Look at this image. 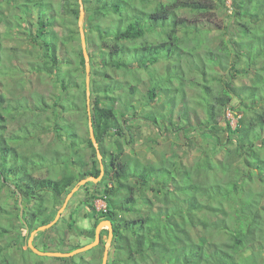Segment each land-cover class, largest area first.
Wrapping results in <instances>:
<instances>
[{"label": "trees", "instance_id": "16d2710c", "mask_svg": "<svg viewBox=\"0 0 264 264\" xmlns=\"http://www.w3.org/2000/svg\"><path fill=\"white\" fill-rule=\"evenodd\" d=\"M231 2L213 51L198 36L216 31L202 23L225 0H82L104 174L80 187L87 198L69 221L64 213L35 236L38 249L83 247L69 238L85 205L94 240L101 221L112 222L108 264H264V0ZM80 15V0H0V264H103L108 229L75 257L28 248L80 181L102 174ZM251 76L258 83L239 84ZM141 122L161 137L198 133L194 164L176 155L146 163L127 152Z\"/></svg>", "mask_w": 264, "mask_h": 264}, {"label": "rangeland", "instance_id": "374dc122", "mask_svg": "<svg viewBox=\"0 0 264 264\" xmlns=\"http://www.w3.org/2000/svg\"><path fill=\"white\" fill-rule=\"evenodd\" d=\"M226 4L224 8H222L220 11H217L214 16L211 17L210 21L208 23H202L204 27H211L214 28L216 31H213L209 36L200 35L199 38L205 39L204 41L208 42V38L211 40L209 42L210 47L213 49V51H217V46L220 44L219 38H214L215 36L221 35L222 32L228 31L229 23L231 22V14L233 12V9L231 7L232 2L231 0H225ZM85 19V17H84ZM84 27V22H83ZM221 28V29H219ZM85 32V30H84ZM184 36V35H183ZM184 40L188 41V35H185ZM189 46H191L193 41L190 39L188 41ZM257 77H247V78H239L238 82L241 85H255L258 83L259 79L256 81ZM34 88L38 90L39 84L34 81ZM147 89L143 88L139 92V94L136 95L135 100L139 104L143 102L144 100V94L146 93ZM164 101L160 100L157 105L155 112L161 113L165 111V105L163 104ZM174 103V101H173ZM177 114V113H176ZM227 118L231 120L232 125L236 127L237 119L231 114L228 113ZM133 131H134V145H132L131 148L127 147V152H131L132 149H134L135 154L143 161V162H159L160 159H162L163 155L168 156H177L180 158L184 164L186 165H193L196 158V150L193 148L194 146H190L191 140L195 141L198 145L201 144V138L198 133L195 131L190 132L188 135H186L184 132L174 136L173 134H167L165 137H161L157 134V132L154 130V128L149 127L148 125H145L144 123H135L133 125ZM227 134L224 133L222 135L223 138L226 139ZM191 139V140H190ZM50 141V138L47 139V143ZM194 145V144H193ZM236 179V176H234L233 180ZM86 193L79 192L76 193L73 196V200L71 199L68 207L65 210V219L67 221L70 220V213L75 210L77 207L81 206V202L83 200H86ZM101 201V200H100ZM100 201H96L97 205H100ZM104 201V200H103ZM247 207H249L247 205ZM251 207V206H250ZM252 208V207H251ZM63 213V214H64ZM94 214L93 212L86 207L85 205L83 207H80L79 212L76 214L77 219V228L75 229V232L73 233V237L69 238V242L73 245L80 244V245H88L94 242ZM103 229H108V226L105 225ZM50 236H54V232L49 233ZM35 240V238H34ZM104 240H107L105 237ZM23 249L26 250L27 247L23 246ZM71 249V248H68ZM49 264H58L57 261L51 260L49 261Z\"/></svg>", "mask_w": 264, "mask_h": 264}, {"label": "water", "instance_id": "95a60500", "mask_svg": "<svg viewBox=\"0 0 264 264\" xmlns=\"http://www.w3.org/2000/svg\"><path fill=\"white\" fill-rule=\"evenodd\" d=\"M80 2H81V15H80V19H79V27H80V32H81L82 47H83V53H84V56L86 59V69H87V98H88V112L90 115L89 128H90L91 139H92V141H93V143L97 149L98 157H99V160L101 163L102 174L98 179L89 177V178H85L82 181H80V183L68 194V196L64 202V205L59 210L56 218L52 222H50L49 224L39 227L37 230H35L32 233V235L29 239V242H28V248H30L35 254L42 256V257H50V258L75 257L79 254L89 252L90 250L97 247L101 242V232L103 230V227L105 225H107L110 233H109V238H108L106 246H105L103 264H108L109 252H110V248H111L112 240H113V225H112V222L109 220H102L101 223L98 225V227L96 229V239L94 240V242H92L91 244H88L86 246H83L81 248H78L72 252H56V251L45 252V251L38 249L34 245V238L39 232L49 230L58 223V221L61 219L63 213L65 212L66 208L68 207L70 200L79 191L80 187L86 185L89 182L98 183L102 179L103 174H104L103 156L101 155L100 150H99V143L97 142L96 137H95V132H94L92 118H91V91H90L91 64H90V56H89L87 42H86V36H85V32H84V27H83L85 11H84V7L82 4V0H80Z\"/></svg>", "mask_w": 264, "mask_h": 264}, {"label": "built area", "instance_id": "2783aa9c", "mask_svg": "<svg viewBox=\"0 0 264 264\" xmlns=\"http://www.w3.org/2000/svg\"><path fill=\"white\" fill-rule=\"evenodd\" d=\"M96 206H97L98 210L106 211L107 205H106V203L103 200L100 201V205L99 206L97 205V202H96Z\"/></svg>", "mask_w": 264, "mask_h": 264}]
</instances>
